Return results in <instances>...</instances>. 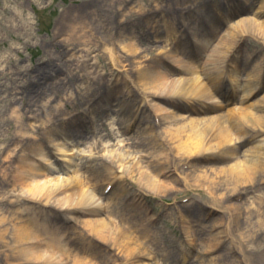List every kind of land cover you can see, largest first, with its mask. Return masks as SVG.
Wrapping results in <instances>:
<instances>
[{
	"label": "rangeland",
	"instance_id": "374dc122",
	"mask_svg": "<svg viewBox=\"0 0 264 264\" xmlns=\"http://www.w3.org/2000/svg\"><path fill=\"white\" fill-rule=\"evenodd\" d=\"M258 1L197 0L202 3L203 7H208L213 3L219 5L220 8L226 10L229 15L226 18L229 17L230 21L240 16L253 18V11L258 5ZM229 4L232 5V9H229ZM248 5H253V10ZM183 6L186 7L181 0H0V150L6 149L12 152L8 162H4V157H0V182L3 181V172L1 171L7 168L5 174H8L15 170L16 154L25 149L26 142L34 141L38 137L44 141L46 150L50 151L52 155L47 166L55 167V164L63 166L65 171L61 173V176L64 177L71 175L72 170L69 169H73L75 166L78 169V174L82 176L88 165L96 166L103 160L111 162L107 153L110 150H116L125 155L119 165L116 162H111L114 175L110 179H114L116 174L118 177H124L123 182L107 181L106 184L110 183V185L101 189L98 184L91 181L85 189L100 198L104 205L108 202L109 195L116 192L119 195V203L128 206L132 201V192L139 188L136 185L138 177L131 176L128 167L137 162L133 169L154 175L150 157L143 156L144 154L141 152L148 153L150 147L151 152L159 151V147L152 146L151 135H157L164 141L165 148L171 153H175L176 145L167 139L166 127L185 125L190 120L202 121L214 117L224 121L228 109L235 103V100L232 99L239 95L226 92L228 85L232 82L231 79H227L222 88L225 95L216 99L219 107L210 102L146 97L138 90L136 78L133 77L136 76L133 74L134 64L130 56L119 46L121 39L127 42L134 41L145 56L141 66H147L149 71L160 69L164 63L159 58H165L163 51L170 49V46L162 49L165 33L151 35L152 32L147 29L144 19L157 20L161 32L164 29L161 25L166 20L175 24L176 36L183 41L180 56L190 57L191 52H187L186 45L194 35H200L203 32L194 34L192 29L189 31L181 23H178L183 19L178 18V21H175L173 16H169L166 12L168 9H177ZM236 8H239V11ZM241 10L243 14H241ZM149 14H154L156 18L146 17ZM261 16L258 18L264 19V16ZM71 26L83 31L82 39L69 41L72 38L71 32H69ZM215 33L211 34V43ZM238 41L237 55L230 63L239 65L236 76L240 75L244 82L245 67L243 65L250 56L251 64L255 61L261 63L264 76V44L260 46V38H253L249 35L241 38L239 36ZM109 43L113 46L112 54L114 53L115 58L122 57L123 64L114 65V67L110 65L107 55L103 52V46L109 47ZM123 65L125 67H122ZM234 67L235 65H232L230 70ZM90 74L102 75L104 82L109 85L112 82H118L120 86H123L125 83L126 87L132 91L131 95L126 98L138 103L142 102V109L145 110L144 113L148 117L146 125L141 126L138 130L137 128L129 129L126 136L118 138H126V142L122 145L119 144L122 142L118 141L116 136L106 138L107 128L114 131V134L116 132L115 135L122 133L123 129L119 121L124 120L128 123L131 114L124 118L125 115L121 112L115 113L116 108L119 109L120 106L118 108V102L113 100L106 108H102L99 102L96 103L95 99L93 100L96 94L92 98H88L87 106L84 105L86 100L79 99L83 96L80 89L90 86L88 85L90 78L94 77L90 76L87 79ZM200 78L203 79V76ZM93 87L95 86L93 85ZM112 92L113 90L108 92L109 97ZM263 92L264 83L257 97ZM98 93H102V91ZM68 102H72V104L66 106L62 112L66 114L65 117H72L71 127L59 125L58 122H55L56 118L53 116L51 118L49 113V107L56 105L63 107ZM154 103L166 111L157 113L146 107V104L151 107V104ZM143 111L141 114L140 111L136 112L135 117L139 116L140 118ZM16 112L24 115V120L20 124L14 121ZM167 116L168 120L164 123L162 119ZM61 117L63 116H58V118ZM109 119L112 121L111 127L106 122ZM75 122H77L76 126H74ZM90 123L97 124L98 133L96 135L95 129L92 133L88 129L87 132L86 130L82 131L84 124L88 126ZM49 126L59 131V140L63 139L67 143H64L66 148L71 145H76L80 150L88 147L89 159H80L74 154L73 162L67 163V158L70 157L66 155L65 158L61 157V154H58L49 144V129H45ZM214 126L216 125L214 124ZM246 127L249 131L247 138L242 137L244 139L239 140L234 137L232 141L231 147L235 154L224 156L208 154L204 155V158L187 157L181 162L180 159H177L176 163L180 162L178 167L175 166L176 164H170L173 166L175 178L182 180L181 183L173 184L176 188L175 191L162 196L143 190V208L134 212L131 221L137 226L136 222H141L146 226L142 233L153 238L161 252H156L155 255L154 249L152 251L149 249L151 254L143 258L134 257L139 264H202L203 262L206 264L211 263L209 262L211 259L214 260L212 264H250V262L260 264L264 262L263 257H256L253 260V257L250 256L251 250L255 248L264 251V230L257 240L254 239L255 237L253 239L248 237V234L252 232L250 229L256 225V211L260 198L263 196L264 199V178H258L252 185L240 186L234 192L231 187L215 191L217 197L223 198L224 206L227 208L236 206V209L233 210L236 211L233 214L234 217H229L232 212L228 214L224 209L214 208L211 205L212 193L211 188H208L210 183H205L207 186L204 187L197 184L192 178L204 175L206 178L212 179L220 170L243 163L244 160L251 157L252 154L249 155L248 151L256 145L264 143V132L260 131L253 123ZM217 130L215 127L209 137L213 138ZM99 137L104 140L101 146L97 147L94 144ZM252 158L254 159L256 156H252ZM94 160L96 161L89 163ZM182 171H186L188 177L182 175ZM136 172L134 171V174ZM122 186L128 190V193H119L122 191L120 189ZM0 187L2 188V185ZM1 206L6 210L9 204L4 202ZM39 206L44 210L39 219L44 218L47 223L55 222L65 213L59 209L49 208V206ZM248 211H251V215L246 223L245 219L249 217L247 216ZM93 212L94 214L90 215H78L77 220H105L113 227L127 226L120 218V214L122 215L120 210L114 208L109 213L104 207H100L94 209ZM4 214L7 216L8 211ZM237 214L240 215L239 218ZM235 221L240 222V227L235 226ZM71 225L75 226V223L69 222L63 227L69 229ZM76 225L79 223L76 222ZM80 230L82 229L79 226L77 232ZM192 230L195 232L193 238L195 236L196 239L190 246L186 243V239L191 238ZM70 231L71 229L67 232ZM218 233H221V242L223 241L220 248L212 253H204L203 241ZM241 234L247 236L248 239H243ZM133 235L135 236V234ZM143 240L140 237V240L134 239L133 243L138 244ZM96 246L98 251L107 253L117 263L130 264V258L124 259L121 253L110 250V247L101 245V243H97ZM240 248H244L245 254ZM5 254L8 255L9 252L0 250V264H5L7 258ZM107 264H111V262Z\"/></svg>",
	"mask_w": 264,
	"mask_h": 264
},
{
	"label": "bare ground",
	"instance_id": "6f19581e",
	"mask_svg": "<svg viewBox=\"0 0 264 264\" xmlns=\"http://www.w3.org/2000/svg\"><path fill=\"white\" fill-rule=\"evenodd\" d=\"M181 1L186 7L168 9L166 12L169 16H173L175 21H178V18L183 19V21H178V23H181L189 31L192 29L194 34L200 31L203 32L200 35H194L190 39L189 44L186 45L187 52H191L192 57L185 58L180 56L183 41L176 36L175 24L166 20L161 25L164 27L163 32H161L157 20L144 19L147 29L152 32L151 35L165 33L162 49L170 46V49L163 51L165 58H159L164 63L160 69L149 71L147 66H141L144 63L145 56L134 41L127 42L121 39L119 46L130 56L134 64L133 74H136V76L133 77L136 78L138 90L146 97L150 96L166 100L179 98L188 102H210L219 107L216 99L225 95L222 88L227 79H231L232 82L228 85L226 92L238 93L239 95L237 98L232 99L235 100V103H233V107L228 109L225 120L222 121L220 118L214 117L202 121L190 120L185 125L166 127L165 134L167 139L176 145L174 147L175 153H171L165 148L164 141L161 138H158L157 135H151L152 146L159 147V151L151 152L150 147L148 148V153L141 152L144 154L143 156L150 157V165L154 175L147 174L139 169H133L137 162L132 163L128 167L130 175L138 177L136 185L139 187L132 192V201L128 206L119 203V195L116 192L109 195L108 202L104 205L100 198L85 189L90 185L89 182L91 181L98 184L101 189L110 185V183L106 184L107 181L118 180V182H123L124 177H118L116 174L113 177L114 179H110L114 175L112 172L114 168L111 162H116L119 165L125 155L123 152L110 150L107 156L111 162L103 160L102 163L96 166L88 165L86 172L84 171L82 176L78 174L76 166L73 169L68 168L72 170V174H66L67 176L64 177L61 176V173L65 171L63 166L55 163V167L47 166L52 155L50 151L46 150L47 147L40 137L34 141L26 142L27 146L25 145V149L15 156L17 157L15 170L8 174H5L7 173V168L1 171L3 172V181L0 182V185H2V188L0 187L2 195L0 197V250L1 252H9L8 255L5 254L7 256L5 264H107L108 262L120 264L107 253L98 251L97 243L121 253L124 259L130 258V264H137L138 260L134 257L143 258L151 254L150 250L154 249L155 255L156 252L160 253L161 251L156 241L142 233L146 226L141 222H136L140 227L139 229L131 221L133 220L134 212L143 208V190L162 196L175 191L176 188L173 184L181 183L182 180L175 178L173 166L170 164H176L175 166L178 167L181 160L183 161L187 157L201 158L208 154H220L221 156L235 154L231 147L232 141L234 137L239 140L247 138L249 131L246 125L249 126L250 123H253L260 131L264 132V92L257 97L264 83L261 63L255 61L251 64V56L247 58L243 65L245 67L244 82L240 75L236 76L239 67L238 63L230 64L237 55V49H239V36L240 38L248 35L253 38L258 37L261 40L260 46L264 44V19L260 20L261 15L264 16V0L257 2L258 5L253 11V18L240 16L231 21L228 19L229 17L226 18L229 16L226 10H223L222 7L220 8L215 3L210 4L208 7H203L202 3L197 2V0ZM226 5L228 4L226 3ZM248 6L253 10V5ZM229 9H232L231 4H229ZM236 10L239 11V8H236ZM237 11L234 12L238 13ZM241 14H243L242 10ZM146 17L156 18L154 14H149ZM225 21L226 23H224ZM69 29V32H71L70 36H72L69 41L82 39V30L74 26L69 27ZM213 32L216 33L211 43L210 37ZM112 48L113 46L110 43L109 47L103 46V52L107 55L110 65L114 67V65L123 64L122 57H114ZM124 65L122 67L127 66ZM232 65H235V67L230 70ZM90 76H94V74L88 75L87 79ZM200 76H203V79ZM88 85L90 86L80 89L83 96L79 99L83 98L86 100L84 105L87 106L88 98H92L96 94L93 100L95 99L96 103L99 102L102 108H106L113 100L118 102V108L120 106L119 109L116 108L115 113L121 112L125 115L124 118L131 114L129 115L128 123L124 120L119 121L123 129L122 133L115 135L116 132L114 134V131L107 128L106 138L116 136L118 139L126 136L129 129L137 128L138 130L141 126L146 125L148 117L144 113L145 110L143 111L142 109V102L138 103L135 100L126 98V96L131 95L132 91L126 87L125 83H123V86H120L118 82H112L109 85L104 82V77L99 74L91 77ZM110 90H113L111 97L108 96ZM101 91L102 93H98ZM69 104H72V102L65 103L63 107H60V105L49 107L51 118L52 116L56 118L55 122H58L59 125H68L69 127L72 125V117H65L66 114L62 112ZM75 105H78V103H75ZM214 105L212 106L215 107ZM146 107L155 110L157 113L166 111L156 103L151 104L154 109L149 104H146ZM138 111H140V114L143 111L140 118L139 116L138 118L135 117ZM58 116L63 117L58 118ZM173 117L175 118L174 115ZM23 120V113L16 112L15 123L20 124ZM166 120H168V116L162 119L164 123ZM106 122L109 127L112 126L111 119ZM76 124L77 122H75L74 126ZM90 124L88 126L84 124L82 131L86 130L87 132L88 129L92 133L93 129H95L96 135L98 133L97 124ZM213 127L218 130L213 135V138H210L209 134L214 129ZM45 129H49V144L54 147L55 151L61 154V157L65 158V155L70 157L67 158V163L69 161L73 162L74 154L79 156L80 159H89L90 152L88 147L80 150L77 149L76 145H71L66 148L64 146L66 142L63 139L59 140V131H56V128L49 126ZM103 140L99 137L94 145L97 147L101 146ZM125 140L126 138L118 139V141L122 142L119 144H124ZM248 153L252 155L249 158L246 156L248 159L244 160L243 163L220 170L212 179H208L204 175L192 177L201 186L206 187L205 183H210L208 188H211L212 193L210 197L211 205L214 208L224 209L228 214L232 212L229 217H234L233 214L236 211L233 210L236 209V206H230L229 208L224 206L223 198L217 197L215 191L220 188L231 187L232 192H234L240 186H249L254 184L258 178H264V143L256 145ZM11 154L12 152L6 149L0 150V157H4V162H8ZM252 156H256V158L253 159ZM177 159H180L179 163H176ZM134 171H137L136 174H134ZM181 174L188 177L186 171H182ZM120 189L122 190L119 191L120 194L128 193V190L123 186ZM4 202L9 204L6 210L1 206ZM39 205L59 209L66 214L63 213V216L56 219L55 222L49 221L47 223L44 218L42 220L39 219V216L44 211ZM100 207H104L109 213L114 208L118 211L120 210L122 213L120 218L127 226L113 227L105 220H77L78 215L94 214V209ZM262 208L264 209L263 196L260 198L259 207L256 211V225L253 229H250L252 232L248 234L249 239L255 237L254 239L257 240L259 236L261 237L264 230V210ZM6 211H8L7 216L4 214ZM250 213L251 211H248L247 216L249 217L245 219L246 223L250 219ZM239 216L237 217L239 218ZM69 222L75 223V226L71 225L69 229L63 227ZM76 222L79 225H76ZM239 223L235 221L237 228L240 227ZM6 225H8V228ZM79 226L82 230L77 232ZM200 228L203 229V227ZM70 229L73 233H70L71 231L67 232ZM221 233L209 236L203 241L204 253H212L220 248L223 242H221ZM193 234H195L194 230L190 234L191 238L189 240L186 239V243L190 246L193 245V241L196 239L195 236L193 238ZM140 237L144 240L139 241L138 244L133 243L134 239L140 240ZM185 237L188 238L186 235ZM241 237L248 239L244 234H241ZM240 250L245 254L244 248H240ZM251 252L250 256L253 257V260L256 257L264 258L262 249L255 248ZM183 259H185L184 256ZM212 261L214 260L211 259L209 261L211 263L206 264H212ZM202 264L205 263L203 262ZM250 264L253 263L250 262ZM260 264H264V262Z\"/></svg>",
	"mask_w": 264,
	"mask_h": 264
}]
</instances>
